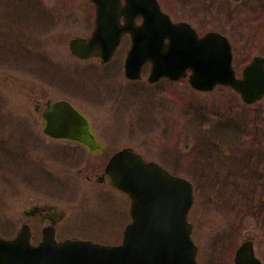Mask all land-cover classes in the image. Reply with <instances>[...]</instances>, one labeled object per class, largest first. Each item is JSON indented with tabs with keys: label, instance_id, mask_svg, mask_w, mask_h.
<instances>
[{
	"label": "rangeland",
	"instance_id": "1",
	"mask_svg": "<svg viewBox=\"0 0 264 264\" xmlns=\"http://www.w3.org/2000/svg\"><path fill=\"white\" fill-rule=\"evenodd\" d=\"M160 1L175 20H188L201 32L226 33L239 61L264 55V0L237 7L231 0ZM40 2L35 13L34 0H0V207L7 236L20 226L29 202L53 201L67 211L61 237L121 241L120 211L127 210V199L88 179L96 178L106 159L57 154L39 138L38 107L48 99L69 98L101 117L103 140L111 149L134 146L195 183L190 220L201 261L233 264L236 248L248 236L264 260V101L249 110L229 88L194 93L187 79L151 86L142 79L134 87L125 77L111 81L120 65L108 68L97 59L77 58L69 47L72 37L94 29L87 11L95 8L91 0ZM237 125L243 126L236 130ZM186 134L192 137L188 152ZM87 215L94 218L86 220ZM116 217L121 219L115 222Z\"/></svg>",
	"mask_w": 264,
	"mask_h": 264
},
{
	"label": "water",
	"instance_id": "2",
	"mask_svg": "<svg viewBox=\"0 0 264 264\" xmlns=\"http://www.w3.org/2000/svg\"><path fill=\"white\" fill-rule=\"evenodd\" d=\"M95 1L101 11L98 26L88 41L72 40L77 53H99L100 47L106 54L112 53L124 30L114 31L113 22H106L110 18L106 9H115L126 15L124 28L132 34L133 45L126 62L129 75L138 76L142 64L151 59L154 62L151 80L162 75L179 78L186 68L192 67L191 83L195 87L208 89L216 82L230 83L248 100L264 93V59L256 57L246 70L245 79H236L231 67L230 44L223 34L213 32L197 37L186 23H171L157 0H126L125 6L119 0ZM138 14L143 15L144 22L136 27L131 20ZM166 38H170L168 49H165ZM212 43L217 49L214 55L209 52ZM213 66L216 69L212 70ZM210 75L212 78L206 79ZM44 118L47 133L70 134L84 140L91 149L98 146L90 122L69 102L58 100L49 104ZM107 172L113 183L132 199L133 221L127 226L121 244L51 238L31 246L28 232L22 230L15 239H0V250L7 251L4 253L7 264H197L192 225L187 220L193 202L192 183L128 150L118 152L111 159Z\"/></svg>",
	"mask_w": 264,
	"mask_h": 264
},
{
	"label": "flooded vegetation",
	"instance_id": "3",
	"mask_svg": "<svg viewBox=\"0 0 264 264\" xmlns=\"http://www.w3.org/2000/svg\"><path fill=\"white\" fill-rule=\"evenodd\" d=\"M81 11V10H80ZM79 11V12H80ZM89 12H91V10H87ZM92 15H90L91 17ZM124 50H121L120 51V47L117 49L116 53H115V57L116 56H120L121 53H123ZM242 56H243V53H242ZM114 57V58H115ZM113 58V59H114ZM115 75H117V73H115ZM115 79H117V77L113 76ZM93 115H98V114H94L92 113ZM92 116V115H91ZM90 116V117H91ZM93 118V117H91ZM94 122V121H93ZM94 127H95V130L97 132V135L99 137V139L107 146L105 152L101 153V152H88L89 154H93V156H96L98 158H101L102 156L104 155H109L111 156L115 151H117L118 149H111L109 147V143L107 144L104 140L107 141L106 137L104 138V134L105 132L102 130V126H101V117L99 120H96V123L94 124ZM108 137V135H106ZM104 138V140H103ZM50 142L54 143V144H63V145H70L71 147L68 148L69 152L68 154L71 155V157H77L79 155H81V149L79 148V146H81V144L77 143V142H72V141H69V140H51ZM126 146H130L134 149H137L135 148L134 146H131V145H126ZM110 150H112V152H110ZM139 151V149H137ZM143 154V152H141ZM108 156V157H109ZM143 156L146 158V159H154L153 157H148L146 155L143 154ZM95 175V179H93V177L89 176L88 179L91 180V181H95V182H98V183H102V182H105L107 179L106 178H102V174H103V171H101V169L97 168L96 172L94 173ZM57 204L53 201H49V202H39V203H34V202H29L27 207L24 208L22 211H21V216H22V220H21V225H20V228L24 225V224H27L29 225V229L31 231V237H32V240L34 243H37L38 241L41 240L42 238V235H43V230H44V227L46 226H49V225H53L56 229V233H57V238H59V226L63 223L65 217L67 216V211L64 210V214H65V217L63 219H59L58 215V211H57ZM83 208V207H82ZM84 209V208H83ZM4 210L2 207H0V230H2L3 228H5L7 226V216L3 215V213H1V211ZM100 210V209H99ZM99 210H97L95 212V214L97 212H99ZM94 214V215H95ZM112 214H111V217L109 218V220H112ZM94 216L93 215H87L85 217L86 220L88 219H93ZM118 219H121V217H116L115 218V222H117ZM17 233V232H16ZM15 233V234H16ZM0 235H7V233H0ZM14 234H11V236H13ZM15 236V235H14ZM253 238V237H252ZM254 240V238H253Z\"/></svg>",
	"mask_w": 264,
	"mask_h": 264
}]
</instances>
